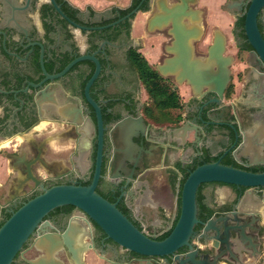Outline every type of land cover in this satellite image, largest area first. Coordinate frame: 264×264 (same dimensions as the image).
Returning <instances> with one entry per match:
<instances>
[{
	"label": "flooded vegetation",
	"instance_id": "af4514ba",
	"mask_svg": "<svg viewBox=\"0 0 264 264\" xmlns=\"http://www.w3.org/2000/svg\"><path fill=\"white\" fill-rule=\"evenodd\" d=\"M168 1L173 4L178 0ZM149 3V10L139 12H154L158 3L154 0ZM251 3L252 0H225L222 5L233 18L235 52L229 83L233 86L232 97H226V89L219 106L211 102L214 93L197 97L191 90L188 99H182L183 108L179 111L182 122L162 125L150 122L145 114L147 93L131 61L133 51L144 54L142 39L133 37L136 14L134 18L110 25L128 14L111 23H102L116 14L112 12L111 17L99 19L96 13L89 10L84 15L76 7L79 12L74 18L63 11L79 25L76 26L59 14L50 0H0V145H7L1 147L0 154L8 164L6 182L0 187V223L45 188L61 184L90 185L97 171L100 149L96 190L116 203L135 225L156 233L159 240L174 221L168 229L158 231L154 214L160 216L167 209L169 187H156L151 181L153 169L158 168L169 181L173 170L181 178L179 162L187 168L197 160H228L227 156L231 155L234 162L247 170L264 172V63L238 24ZM202 10L205 16L206 11ZM127 20L131 23L130 33L121 26ZM117 25L120 27L116 28ZM101 26L107 27L96 29ZM258 26L264 37V7L258 15ZM162 31L172 41L168 28ZM202 39L196 42L198 56L208 54L214 33L209 43L204 40V48L197 49ZM228 41L226 37L227 48ZM82 56H95L100 62L101 68L93 83L89 85L97 63L91 58L76 62L66 73L55 77ZM165 56L170 54L165 51ZM168 78L176 84L173 76ZM185 125L189 127L185 137L175 133ZM53 141L65 150L53 151ZM7 152L25 159L24 170L30 185L25 187V196L3 206L9 181L20 175L11 167L5 156ZM29 170L39 184L30 177ZM41 172L43 177L39 175ZM202 186L207 205L199 212L203 223L195 226L190 238L192 247L183 246L173 255L148 257L123 249L73 205L58 207L45 219L58 232L73 217L87 219V239L94 242L97 252L135 264L148 259L154 264H175L176 257L178 261L195 250L202 264L213 261L264 264V185L245 187L207 182ZM224 187H227L225 195L219 197ZM227 235L230 242L226 240ZM37 237L38 232L24 245L14 260L16 264H31L29 260L43 254L34 247ZM247 237L258 241V252L248 240L244 241ZM232 252L239 255L237 259ZM59 256L70 264L65 251Z\"/></svg>",
	"mask_w": 264,
	"mask_h": 264
},
{
	"label": "water",
	"instance_id": "95a60500",
	"mask_svg": "<svg viewBox=\"0 0 264 264\" xmlns=\"http://www.w3.org/2000/svg\"><path fill=\"white\" fill-rule=\"evenodd\" d=\"M55 10L64 18L76 26L63 12L56 0H50ZM158 3L157 9L150 14L147 20V28L150 32L162 31L168 28L172 37L170 44L165 46L166 53L170 54L157 65L158 72L164 77L173 76L177 85L187 84L192 93L197 97H203L206 92L215 94L212 103L222 105L225 90L231 80L230 66L234 57L227 55L226 35L220 31H214V40L205 56L196 55V42L204 35V10L197 5L199 0H178L169 4L168 0H154ZM264 7V0H252L245 14V31L247 38L254 48V52L264 63V37L258 26V15ZM139 12V7L127 16L111 23L114 25L121 20L131 17ZM109 26V25H107ZM107 26L96 27L102 29ZM85 29V27L80 26ZM91 58L97 63V69L90 83L97 78L100 71V62L95 56H82L70 63L60 74L66 73L76 62ZM189 131L188 125L175 130L176 134L185 137ZM10 160L11 167L20 172L19 177L8 183V195L4 198L3 206L16 202L26 195L25 187L30 185V179L26 177L24 170L25 159H21L12 153H5ZM101 149L98 158V167L93 182L90 185L61 184L45 188L42 193L25 202L20 208L12 212L11 216L0 227V264H12L16 256L22 252L24 245L38 232L34 247L43 252L35 259L29 260L31 264H66L59 254L65 251L70 264H87L86 254L96 252L98 258L105 264H135L109 258L104 253L97 252L96 245L88 240V220L82 221L79 217H73L67 226L58 232L55 226L45 218L58 207L73 205L84 211L103 232L123 249L140 255L168 256L173 255L183 246L192 247L190 238L195 226L203 223L199 219L198 191L200 186L207 182H222L245 187H260L264 185V172H252L233 165L222 163L221 158L203 163L192 170L182 189L181 214L170 235L165 239H157V234H151L141 229L117 206L97 190L100 178ZM30 177L39 184V181L29 170ZM180 185V184H179ZM178 185V187H179ZM228 221V218H220ZM254 223L256 220H252ZM171 228V227H170ZM208 229V228H207ZM230 242V235L226 236ZM249 241L255 252H258L259 243L252 237L244 239ZM254 240V241H253ZM198 251L187 253L183 259L175 264H202L197 257ZM234 258L238 254L232 252ZM138 264H154L148 259ZM210 264H216L215 261Z\"/></svg>",
	"mask_w": 264,
	"mask_h": 264
},
{
	"label": "trees",
	"instance_id": "16d2710c",
	"mask_svg": "<svg viewBox=\"0 0 264 264\" xmlns=\"http://www.w3.org/2000/svg\"><path fill=\"white\" fill-rule=\"evenodd\" d=\"M57 2L61 5L62 10L67 15L76 18L77 13L79 12L78 8L71 6L65 0H57ZM149 2L150 0H131L130 5L125 8L115 7L113 8V12L116 14V16L104 20L102 23H111L116 19H118L119 17L131 13L137 7H139V10L141 11H147L150 8ZM50 8L52 7L51 6L47 7V9ZM89 10L91 11V13L95 12L91 7H89ZM134 17L135 14H133L131 18ZM238 24L240 28H242V30L245 31V18L241 19V21H239ZM121 26L126 27L128 29V32L130 33L131 23L128 20L122 22ZM119 27L120 25L116 26V28ZM131 61L135 65L139 77L147 93V101L145 104L144 111L150 122L156 124H162V125L164 124L179 125L183 120L182 114L179 113V111H181V109L183 108V100L179 92L178 86L172 80H170V78L162 76L158 72V70L149 62V60L145 57V55L142 54L141 52L133 51L131 54ZM232 94H233V86L232 84H230L226 90V97L231 98ZM175 113L177 114L175 115ZM227 158L228 160L224 159L222 160V163L227 165H233L235 167L247 170V168L234 162V159L231 157V155L227 156ZM216 160L217 158H210L205 161L197 160L195 163L189 165L187 168L183 167L180 162L177 164V168L181 173V179L179 181L180 185H179L178 200H177V215L174 219L172 228L160 236L161 240L165 239L170 235L172 229L175 227V225L179 220L181 214V205H182V198H181L182 189L189 173L192 170H194L197 166L203 163H209ZM202 187L203 186L201 185L198 191V198H197L200 210L207 208L204 195L201 189ZM10 216L11 214H7L6 220ZM6 220L0 223V227L4 224ZM12 264H16L15 261Z\"/></svg>",
	"mask_w": 264,
	"mask_h": 264
},
{
	"label": "rangeland",
	"instance_id": "374dc122",
	"mask_svg": "<svg viewBox=\"0 0 264 264\" xmlns=\"http://www.w3.org/2000/svg\"><path fill=\"white\" fill-rule=\"evenodd\" d=\"M120 1V0H119ZM131 0H121L118 2L121 6L125 7L129 5ZM208 1V2H207ZM225 0H200L198 7L200 9H205V34L203 36V41L198 43L197 49H202L205 46L204 40L209 43L213 36L215 30L222 31L228 41L227 54L234 55L235 47L232 41V16L223 9V3ZM154 6V5H153ZM150 17L149 13L138 12L133 20V37L140 38L143 41L144 54L148 58L149 62L155 67L157 64L161 63L165 56L164 48L166 45L170 44L171 38L166 31H154L149 32L147 30V20ZM199 51V50H198ZM179 92L183 99H188L191 89L189 86L180 85ZM186 91V92H185ZM185 92V93H184ZM175 136V135H174ZM174 138V137H173ZM173 143H175L173 141ZM175 173L178 175L177 171ZM225 190L227 187L220 189L219 197L225 195ZM151 231V229H150ZM89 264H94V262L87 260ZM91 262V263H90Z\"/></svg>",
	"mask_w": 264,
	"mask_h": 264
},
{
	"label": "crops",
	"instance_id": "0c3cea01",
	"mask_svg": "<svg viewBox=\"0 0 264 264\" xmlns=\"http://www.w3.org/2000/svg\"><path fill=\"white\" fill-rule=\"evenodd\" d=\"M69 1L72 5L80 8L84 15L89 14V7H91L95 11L94 13L98 15L99 19H101L103 16L111 17L112 12H113L112 9L115 7L124 8L118 3L121 0L120 1L119 0H69ZM183 100H187V99H183ZM0 150H1V147H0ZM7 165H8L7 160L5 159V157H3V155L0 154V187L4 185L6 182V178L8 175ZM172 174H173L172 179L169 181H166L163 178L161 171H159V169L156 168V169H153V176L151 177V181L156 185V187L161 188L164 185H167L169 187V200L170 201H169V205L167 209L161 212L160 216H157L156 214H154L155 216L154 221L158 225V231H164L168 229V227L171 225V223L174 221L177 215V200H178V193H179L178 185L180 184L179 181L181 178L175 173L174 170L172 171ZM149 192L151 193L152 190H150ZM151 231H153V229H151ZM86 259L87 260L90 259V261L94 262V264H105L102 260L98 258L96 254L92 252L88 253V255L86 256Z\"/></svg>",
	"mask_w": 264,
	"mask_h": 264
},
{
	"label": "clouds",
	"instance_id": "9594fccd",
	"mask_svg": "<svg viewBox=\"0 0 264 264\" xmlns=\"http://www.w3.org/2000/svg\"><path fill=\"white\" fill-rule=\"evenodd\" d=\"M44 125H42L43 127ZM57 129H56V126L53 125L52 126V131L55 132ZM7 145H0V147H6ZM68 147H71L70 145ZM52 148H53V151H56V152H60V151H63L65 150L62 146H58L57 143L55 141L52 142ZM39 175H41L42 177L44 176V173L41 172L39 173Z\"/></svg>",
	"mask_w": 264,
	"mask_h": 264
}]
</instances>
